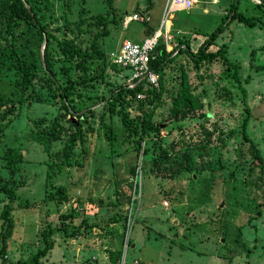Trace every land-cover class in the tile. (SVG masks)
<instances>
[{"label": "rangeland", "instance_id": "1", "mask_svg": "<svg viewBox=\"0 0 264 264\" xmlns=\"http://www.w3.org/2000/svg\"><path fill=\"white\" fill-rule=\"evenodd\" d=\"M231 1L199 0L173 13L166 24L172 37L168 47L177 51L186 41L195 51ZM258 2L238 4L240 13L255 17V26L234 20L210 46L223 47L227 63L217 58L194 66L174 51L173 61L156 74L155 87L142 84L118 104L108 96L127 87V72L109 55L122 40L139 42L147 29H157L163 0H48L35 12L40 22L56 40H69L80 50L88 49L106 21L108 34L97 39L100 55L85 60L83 68L54 40L49 45L59 86L65 85L63 70L79 81L69 92L74 116L63 111L44 74L39 35L24 23L10 35L0 28V97L8 99L0 114L10 110L0 120L8 122L0 131V211L8 202L2 187L13 189L14 196L13 227L0 264L29 261L43 247L41 231L72 209L65 225L77 235L53 233L52 249L39 261L264 264V7ZM133 13L148 21L124 27L123 17ZM112 17L115 22L108 23ZM10 45L20 64L34 67L25 87ZM180 82L194 102L186 115L170 99ZM53 121L61 127L59 139L45 154L29 132L46 130ZM76 129L83 144L71 143L69 157L56 158ZM241 133L250 144L242 142ZM9 149L21 155L12 173ZM158 157L162 163L155 162ZM3 227L0 220V233ZM118 250L119 261L111 263L109 254Z\"/></svg>", "mask_w": 264, "mask_h": 264}, {"label": "trees", "instance_id": "2", "mask_svg": "<svg viewBox=\"0 0 264 264\" xmlns=\"http://www.w3.org/2000/svg\"><path fill=\"white\" fill-rule=\"evenodd\" d=\"M257 7H264V0H258ZM48 0H0V28H3L8 35L11 34V29L17 26L18 23H24L26 27L33 29L38 35L39 39H45L43 45V53H42V63L44 66V74L47 77V80L54 86L57 91V97L60 100V106L65 113L68 115H76L77 111H75L74 107L69 103V92L73 88L74 85L79 84V81H76L67 75V70H63V74L65 75V85L62 87L59 86L58 82L54 79V74L50 65V55L48 52L49 45L52 40L55 41L59 50L66 56L70 58H74L76 61V67H84L83 63L85 60H91L94 56H99L100 52L97 49V39L100 37L107 36V29L105 27L106 21L103 22L101 33H96L91 39V43L89 44L88 49L80 50L75 47V45L69 40H61L58 41L54 37H52L48 32L46 27L40 22V17L35 13L40 6L43 8L47 5ZM239 0H232L231 4L227 9V13L221 17L219 23L214 27V29L208 33L205 38L200 42L195 51H191L189 49V45L186 41H182L181 44L183 48L179 50H175L176 47H173L170 51H166L162 42L158 43L150 52L148 57V68L155 74L161 72V70L167 65L170 64L174 57L171 56L174 51L175 55L183 53L186 55L193 65H197L199 63H211L215 59L219 58L224 63H227V59L225 57V49L223 47L212 51L210 50V46L214 44L216 38L224 29L228 27V25L232 21H236L237 23H241L246 27L255 26V22L253 21L255 17L253 16H244L238 10ZM29 8V12L27 11ZM112 9V8H111ZM113 10V9H112ZM102 18V17H101ZM108 23L115 22L114 17L107 21ZM2 29V30H3ZM152 34V28L146 30L145 36H150ZM9 49L12 54L16 57L14 60V64H17V71L20 73V81L19 84L22 87L30 84L31 79L34 77V67L31 66L29 68L27 65L20 64L18 61V55L14 50V46L10 45ZM99 54V55H98ZM141 83L134 86L133 88H127L126 86H119L116 89H112L108 98H115L120 100L124 94H129L133 90L137 89ZM190 93L186 90V88L180 82L179 88L174 91V96H171L172 106L175 108L176 106H180L182 109V114L186 115L192 109H194V102L191 99ZM8 104V99L0 97V109L5 107ZM118 104H121L118 102ZM111 106V102H110ZM10 110L7 108L5 111H2L0 114V120L4 121ZM121 124L124 128L130 127V122L126 121L125 116L120 118ZM8 124L7 121L4 123H0V131ZM142 125L144 126V122L142 121ZM144 128V127H143ZM61 127L53 121L50 126L46 130H41L37 132H29V138L35 142L36 144L42 147V150L45 154H49V150L51 148V143L53 141H57L59 139V131ZM144 131V129H143ZM242 142H246L248 144L249 141L245 137L243 133H241ZM141 140V137L138 138V141ZM78 142V144H83V137L80 134L79 129L74 130L69 134L67 138V142L63 145L62 151L56 153V158L67 159L71 153V143ZM252 149V147H251ZM254 157L258 158V155L254 153ZM7 158V166L9 173L13 172L14 166L21 161V155L15 151V149H9L6 154ZM155 162L162 163L160 157L155 159ZM65 164H68L65 161ZM2 191L6 194L8 202L1 207L0 211V220L4 223L3 230L0 233V259H5V251H6V240L11 234L12 230V219L9 216L10 211L12 210L11 203L14 200L13 189L2 187ZM73 217V209L70 210L66 214L59 215V223L54 227H49L45 230H42L40 233L41 241L43 243V247L38 249L29 261L26 260H17L14 263L7 262V264H45L39 259L41 257L46 256L49 251L52 249L53 241L50 239V236L55 232H60L66 237H75L77 235V230L67 232V227L65 225V221ZM121 251L118 250L114 253H110L108 259L111 263H117L120 259Z\"/></svg>", "mask_w": 264, "mask_h": 264}, {"label": "built area", "instance_id": "3", "mask_svg": "<svg viewBox=\"0 0 264 264\" xmlns=\"http://www.w3.org/2000/svg\"><path fill=\"white\" fill-rule=\"evenodd\" d=\"M198 0H163L161 20L150 36L143 37L139 42L122 40L117 48V52L110 54L111 61L119 68L126 70L127 88L146 84L155 87L157 85V75L148 68V57L152 49L160 42L165 50L170 51L172 45L168 47L171 38L168 35L167 22L175 12L187 11ZM147 22L145 14L133 13L124 16L122 25L125 27L130 22ZM169 48V49H168ZM133 264H137L134 262Z\"/></svg>", "mask_w": 264, "mask_h": 264}, {"label": "water", "instance_id": "4", "mask_svg": "<svg viewBox=\"0 0 264 264\" xmlns=\"http://www.w3.org/2000/svg\"><path fill=\"white\" fill-rule=\"evenodd\" d=\"M27 11L28 12L30 11L29 8H27ZM44 42H45V39L43 38V40H42V48H43ZM237 152H238V149H237Z\"/></svg>", "mask_w": 264, "mask_h": 264}, {"label": "crops", "instance_id": "5", "mask_svg": "<svg viewBox=\"0 0 264 264\" xmlns=\"http://www.w3.org/2000/svg\"><path fill=\"white\" fill-rule=\"evenodd\" d=\"M214 2H215V0H214ZM230 4H231V2H230ZM153 31H154V30H152V32H153ZM169 33H170V31L168 30V35L170 36V38H171V40H172V37H171V35H170ZM143 37H145V36H143ZM143 37H142V38H143ZM142 38H141V39H142ZM141 39H140V40H141Z\"/></svg>", "mask_w": 264, "mask_h": 264}, {"label": "bare ground", "instance_id": "6", "mask_svg": "<svg viewBox=\"0 0 264 264\" xmlns=\"http://www.w3.org/2000/svg\"><path fill=\"white\" fill-rule=\"evenodd\" d=\"M199 1V0H198Z\"/></svg>", "mask_w": 264, "mask_h": 264}]
</instances>
